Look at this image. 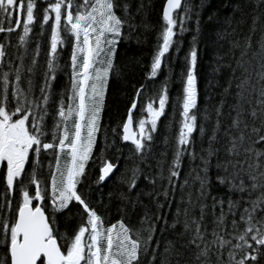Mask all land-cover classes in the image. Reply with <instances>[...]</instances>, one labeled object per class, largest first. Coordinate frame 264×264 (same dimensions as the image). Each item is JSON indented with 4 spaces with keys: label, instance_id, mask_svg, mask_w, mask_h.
<instances>
[{
    "label": "snow or ice",
    "instance_id": "snow-or-ice-1",
    "mask_svg": "<svg viewBox=\"0 0 264 264\" xmlns=\"http://www.w3.org/2000/svg\"><path fill=\"white\" fill-rule=\"evenodd\" d=\"M259 3L264 0H258L257 6ZM41 4H46L42 20ZM130 8V0H0V33L7 34L5 41L9 46L11 35L19 33L18 46L24 49L15 57L19 64L14 65L8 59L6 43L0 42V66L7 63L9 69L0 70V183L4 186L0 194V250L3 252L0 264H145L144 258L149 253L147 264H264V35L258 41L259 50L252 52L253 59L259 57L261 69L256 73L255 84L246 66L251 60L244 59L252 49V34L257 30L259 16L252 18L250 34L245 37L236 68L232 69L233 76L238 69H242L243 74L236 85L235 103L229 113L231 122L224 130L228 138L223 145L225 159L220 160L221 149L216 146L224 99L215 108L216 121L208 136V147H201L199 154L196 152L193 133L199 127L204 136L206 129L198 125V48L194 36L180 77L182 88L176 104L181 119L172 161L167 163V154L161 153L156 173L149 176L144 175L140 164L152 168L147 162L152 154L154 134L171 102L167 78L158 91L149 89L147 84L136 89L126 117L112 128V144L106 143L99 157L94 154L117 45L124 38L125 27H135L131 23L134 17ZM235 10L240 11V5ZM190 12L187 0H164L162 30L146 80L158 78L172 48L180 50L174 39L175 29L178 27L179 33L186 31ZM37 23L40 37L47 34L50 25L48 48L45 53L42 43L36 42L25 78L24 62L32 37L36 35ZM5 24L8 26L4 27ZM67 46L71 48L70 55L61 63L62 51ZM233 47H241L240 42H234ZM42 54L47 59L37 95L34 77L40 69ZM58 72L68 77L59 92L55 87ZM24 83L26 87H22ZM230 87L231 82L225 93H229ZM137 111L141 114L139 119ZM232 112L235 114L231 115ZM204 119H210L207 108ZM117 138L122 143L130 142L128 158L139 160L122 174L121 183L127 184L131 193L143 175L153 186V191L146 195L155 201L157 212H150L145 205L138 228L132 226L124 208L119 210L120 219L111 222L107 208L104 214L100 213L80 187L86 177L90 178L88 165L94 157L100 162L97 184L114 174L118 163L105 158L103 152L114 147ZM168 142L165 137V144ZM186 155L193 161L199 155L201 167L194 169L197 172L194 183H198L199 188L195 199L192 192H188L187 201L181 197L169 224L161 210L164 203L171 205L170 197H174L177 188L183 192L188 187L187 177L182 184L178 183L182 158ZM213 157L217 158L218 172L223 170L224 173L216 176L217 182L227 186L229 192L240 194L237 200H227L226 210L224 199L211 194ZM116 159L119 161L120 157ZM254 193L258 194L252 199ZM159 197L164 198L163 203ZM209 197L215 216L210 233L205 224L209 207L205 201ZM121 199L132 209L141 203L139 193L134 200L121 193ZM73 207L77 208L75 214H72ZM217 207L219 215H216ZM65 212L69 215L65 216ZM229 216L232 217L230 232L227 229ZM61 217H64L63 224ZM73 221L75 227L71 226ZM181 225L183 231L177 233ZM169 229L175 233V239L168 240L160 251L161 239ZM157 231L161 239L156 238Z\"/></svg>",
    "mask_w": 264,
    "mask_h": 264
},
{
    "label": "trees",
    "instance_id": "trees-1",
    "mask_svg": "<svg viewBox=\"0 0 264 264\" xmlns=\"http://www.w3.org/2000/svg\"><path fill=\"white\" fill-rule=\"evenodd\" d=\"M131 8L130 12L134 19L131 21L135 25L134 28L124 29V38L120 40L117 45V54L114 58V67L110 72L108 87L105 93V104L101 114V130L98 133V143L94 148L95 157L101 155L102 150L105 149L106 143L112 144L113 134L112 128L117 127L118 123L126 117L127 110L131 106L132 100L135 96L136 89L142 84H147L148 88L154 91H158L165 81L168 79V91L171 102L166 106L165 115L161 117L158 122V132L154 134V142L152 144V154L149 156L148 164L152 165L149 169L147 164H140L143 169L144 175L152 176L156 173V162L162 159L161 153H166L167 163H171L175 145V137L179 129V111L177 107V97L181 94L182 85L180 83V77L182 69L185 67V55L192 46L193 37L196 36V47L198 48V63H197V86H198V125H203L206 129V134L201 136L199 127L193 133V139L196 145V152L199 154L201 147H208V136L211 135V130L215 125L216 115L215 108L219 106L221 99L225 100L223 108L222 127L218 134L219 143L216 145L221 149L219 158L221 161L225 159V152L223 145L227 142V137L224 135V130L231 122V105L235 103V93L237 91L236 85L242 78L243 70L238 69L233 76V68H236V61L240 58L243 45L245 43V37L250 34L252 27V18L259 16L257 22V30L252 34V49L249 51L245 61L251 60V64H246L251 75L252 83L255 84L258 77L256 75L261 69L259 67V57L253 59L252 52L259 50L258 41L261 36L264 35V3H259L258 0H187V3L191 7L190 19L185 23L186 31L179 33L178 27L177 36L174 39L177 41L176 48L170 50L165 65L158 78L155 80H146V76L150 70V64L153 54L158 44L159 34L162 30L163 21L161 19L162 6L164 0H130ZM141 5L143 7L141 8ZM240 5L241 10L236 11V6ZM46 7V4H41L40 20H42V9ZM139 9V11H137ZM181 12L183 9L180 10ZM243 20V23H241ZM199 21V24H197ZM8 25L5 24L4 27ZM48 32L44 37H40L39 24L34 26V33L32 37V43L29 45V53L25 59V72L24 76L27 78L28 73L26 71L27 66L31 63L32 50L35 48L36 42L40 41L43 45L44 52L46 53L48 48V37L50 36V25L47 26ZM199 28V31H197ZM22 31V29L20 30ZM19 33H13L11 35V45H7L5 41L6 33H0V42L6 43L8 52V59H11L15 64H19V61L15 59L23 53L24 49L18 46ZM239 41L241 47L234 48L233 43ZM70 46L65 47L62 51L64 60L61 63L67 61L70 55ZM46 55L42 54L40 57V69L38 70L34 81L36 84V94H39V86L42 83V73L45 67ZM231 65V67H228ZM0 70L8 71L7 63L0 66ZM68 77L64 72L57 73V79L55 81L56 91L59 92L62 87L67 84ZM231 87L229 93H225V89ZM26 83L22 84V87H26ZM259 87V85H257ZM147 95V93H146ZM210 97V99H209ZM144 101H141L143 103ZM208 109L210 119L205 120V109ZM235 113L232 112L231 115ZM140 112H136V118L139 119ZM146 116L147 113H144ZM105 133L107 134V141L105 140ZM165 137H168V145L165 144ZM50 139V137H49ZM130 142H121L119 138L116 139L114 147H108L103 155L105 158L111 159L113 163H118V168L114 171V174L110 176L105 182L99 184L96 180L99 176V160L95 159L90 161L88 165L89 177H86L84 183L80 186L82 193L89 200V202L95 206L102 214L105 213L107 208V215L111 222H115L120 219V209L127 210L128 215L131 218L132 226L140 227L139 220L143 215L147 205L150 212H157L155 201L146 195V193L153 191V186L143 179V175L138 180V187L129 193L127 184L121 183V176L126 172V169H130L139 163L138 158L129 159ZM119 149V150H118ZM117 157H120L117 161ZM243 157H241L242 159ZM47 164V160L44 162ZM167 163L165 168H167ZM217 158L211 159L210 178L212 182L211 194L217 198H223L225 201V210L227 209V200L229 198L237 200L240 198L239 193H231L228 191V187L220 185L216 176L218 174L223 175V170L216 169ZM201 167L199 155L195 161L189 156L182 158L181 162V176L178 183H183L184 179L188 178V187L183 192L177 188L174 197H170L172 200L171 205L164 203V207L161 210L167 217L168 223L171 224L177 204L180 203L181 197L187 201L188 192L193 193V199L196 198V189L199 188L198 183H194V178L197 174L194 169L198 170ZM165 174H167L165 172ZM130 175V172L128 173ZM166 183V181H165ZM34 187V186H33ZM157 190H159V182L157 183ZM4 192V186L0 183V194ZM121 193L129 195L133 200L137 194H140V201L136 205L135 209H132L131 205L121 199ZM258 193H254L251 197L255 199ZM19 198L18 192L16 193ZM247 199V193L244 194ZM158 200L163 203L164 198L159 197ZM205 203L209 206L205 218V224L208 226L209 233L213 227V221L215 216L212 214L211 205L213 203L211 197H209ZM244 205L240 210H243ZM77 212V208H72V214ZM69 213L65 212V216ZM196 215H199V208L196 209ZM216 215H219V207L216 209ZM61 223L64 222V217H61ZM182 219V218H181ZM238 219V216H237ZM232 217H227V229L231 231ZM72 227H75V221H73ZM160 226L163 227V221L160 222ZM183 231L182 225L178 226L176 232ZM157 239H161V233L157 231L155 234ZM230 238V237H226ZM171 239H175V233L171 229L163 235L161 239L160 251H163L164 244ZM209 239L211 237L209 236ZM154 246V245H153ZM187 255V253H186ZM151 254L144 258L145 264L150 259ZM0 258H3V252L0 250ZM224 259L227 260V250L224 252ZM212 260L215 261V255H212Z\"/></svg>",
    "mask_w": 264,
    "mask_h": 264
},
{
    "label": "flooded vegetation",
    "instance_id": "flooded-vegetation-1",
    "mask_svg": "<svg viewBox=\"0 0 264 264\" xmlns=\"http://www.w3.org/2000/svg\"><path fill=\"white\" fill-rule=\"evenodd\" d=\"M1 167H2V165H1ZM29 168H30V166H28ZM32 192L34 193V187L32 188Z\"/></svg>",
    "mask_w": 264,
    "mask_h": 264
},
{
    "label": "water",
    "instance_id": "water-1",
    "mask_svg": "<svg viewBox=\"0 0 264 264\" xmlns=\"http://www.w3.org/2000/svg\"><path fill=\"white\" fill-rule=\"evenodd\" d=\"M0 167H1V165H0ZM114 171H115V170H114ZM110 176H111V175H110ZM108 179H109V178H106V180H108ZM106 180H105V181H106ZM105 181H104V182H105Z\"/></svg>",
    "mask_w": 264,
    "mask_h": 264
},
{
    "label": "rangeland",
    "instance_id": "rangeland-1",
    "mask_svg": "<svg viewBox=\"0 0 264 264\" xmlns=\"http://www.w3.org/2000/svg\"><path fill=\"white\" fill-rule=\"evenodd\" d=\"M158 106V105H157Z\"/></svg>",
    "mask_w": 264,
    "mask_h": 264
}]
</instances>
